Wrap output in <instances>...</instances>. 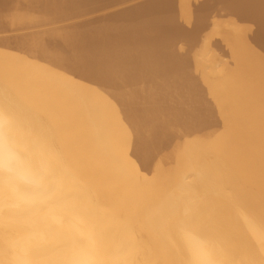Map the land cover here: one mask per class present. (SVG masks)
Here are the masks:
<instances>
[{
  "label": "bare ground",
  "instance_id": "1",
  "mask_svg": "<svg viewBox=\"0 0 264 264\" xmlns=\"http://www.w3.org/2000/svg\"><path fill=\"white\" fill-rule=\"evenodd\" d=\"M89 1L0 0V30H24L0 32V109L97 194L136 264H187L182 229L264 264V0H105L74 29ZM215 3L216 31L183 34ZM112 13L125 28L106 34Z\"/></svg>",
  "mask_w": 264,
  "mask_h": 264
},
{
  "label": "clouds",
  "instance_id": "2",
  "mask_svg": "<svg viewBox=\"0 0 264 264\" xmlns=\"http://www.w3.org/2000/svg\"><path fill=\"white\" fill-rule=\"evenodd\" d=\"M180 237L187 264H222L208 239L186 229ZM137 254L47 140L0 109V264H136Z\"/></svg>",
  "mask_w": 264,
  "mask_h": 264
},
{
  "label": "rangeland",
  "instance_id": "3",
  "mask_svg": "<svg viewBox=\"0 0 264 264\" xmlns=\"http://www.w3.org/2000/svg\"><path fill=\"white\" fill-rule=\"evenodd\" d=\"M96 2H98V3H96ZM95 3H96V4H95ZM102 3H105V0H104V1H103V0H102V1H101V0H93V1L85 2L86 5L83 3V4H81L80 6L76 7L77 9L80 7V8L78 9V11L81 10V11H80V12H81L80 15H81V16L83 15V16H82L83 18H82L81 16H79V17H77V18L74 19V20H75V23H76L74 26L77 25V27H74V29H76V28H78L80 25H82L81 23H83V24L85 25V27H87V25H89V24H90V26H96L97 23L100 22V21H96V23H93V22L91 23V17L94 16V14L91 13V10H92V8L95 7L96 5H100V4H102ZM88 4H89V5H88ZM105 4H106V3H105ZM3 5H4V3H3ZM3 5L0 4V9L3 7ZM82 5H83V6H82ZM213 5H214V6H210L209 9L206 8L207 10H206V9H203V10L200 11L199 9H195L196 12L193 13V16H194L193 18H195L197 21H196L195 19H190V20H191L192 22H194V24H195L194 27L192 28L193 30L190 29V30L186 31V32L183 33V34H186L187 32H190V33L193 32L192 34H194V33H197V34H198V33L200 32L201 34L204 35L205 32L207 31V30H206L207 28L210 29V28L212 27V29H213V26H212V24H211V20L209 21V18H210V17H209V14H210V16L213 17V19H214L215 21H218V20L220 21V19H218V18H221V17H222V15H221L222 13L220 14V12H219V11H220V7H221L220 4H219V3H217V4L215 3V4H213ZM216 5H217L218 7H217ZM92 6H93V7H92ZM84 7H85V8H84ZM213 8H215V9H213ZM77 9H76V10H77ZM82 10H83L84 12H83ZM195 10H194V11H195ZM205 10H206V11H205ZM215 10L218 11L217 14H216V11H215ZM202 11H205V13L202 12ZM212 11H213V12H212ZM82 12H83V14H82ZM88 12H89L90 14H88ZM214 12H215V13H214ZM202 13H203L204 15H203ZM195 14H196V15H195ZM198 14H201V15H203V16H199ZM215 14H216V15H215ZM85 15H86V16H85ZM87 15H88V16H87ZM111 15H112V17H110ZM111 15L109 16V18H112L113 21L115 20V21H114L115 24H113L112 27H111V26H110V27H106V29H105L106 32H105V33H106V34H110V33H111V34H116L117 30H118L117 33H120L119 31L124 30V28H125V24H124L125 22H122V23H121V22H118V21H121V19H120L119 17H117V14H116V13H115V14L112 13ZM206 15H207V17L205 18ZM214 15H215V17H214ZM219 15H220V17H219ZM51 16H52V15H50V16H49V15H46L45 18L48 17L49 20H50V19L52 20V18H53L52 21H54V18H55V17L58 18V19L56 18L55 20H62V19H64V18L70 17L69 14H68V15H65L64 18H63V14H62V13H61V14H57V16H56V15H53L54 17H52V18H51ZM84 16H85V17H84ZM89 16H90V17H89ZM8 17H9V19L11 20V17H12V16L9 15ZM8 17H7L6 19H8ZM80 17H81V18H80ZM114 17H115V18H114ZM116 17H117V18H116ZM199 17H201L202 19H200ZM212 17H211V18H212ZM85 18H86V19H85ZM88 18H89V19H88ZM109 18H108V19H109ZM224 18H225V17H224ZM224 18H223V19H224ZM76 19H77V20H76ZM78 19H79V21H78ZM87 19H88V21H87ZM198 19H199V20H198ZM203 19H204V20H203ZM205 19H206V24H205L206 26H204L203 24H201V22L205 21ZM223 19H222V20H223ZM81 21H82V22H81ZM84 21H85V22H84ZM116 21H117V22H116ZM199 21H200V23H199ZM116 24H117V25H116ZM208 24H209V25H208ZM210 24H211V26H210ZM78 25H79V26H78ZM84 25H82V26H84ZM120 25H121V26H120ZM207 25H208V26H207ZM114 26H115V28H114ZM123 26H124V28H123ZM196 26H197V27H196ZM198 26H199V27H198ZM203 26H204V27H203ZM209 26H210V28H209ZM16 27H17V26H15V28H14V25H13V26L8 27L9 29L7 28V29H5L4 31H1V30H0V32H1V34H4V33H5L4 35H7V34H8V36L13 37L14 35L18 34L19 31H20V32H23V31H24V30L21 29V28H19V29L17 28V30H15ZM119 27H120V28H119ZM38 28H40V27H38ZM107 28H108V29H107ZM110 28H111L112 31H109ZM116 28H117V29H116ZM194 28H195V30H194ZM198 28H199V29H198ZM203 28H206V29H203ZM113 29H114V30H113ZM8 30H9V31H8ZM12 30H13V32H15V33L11 32ZM18 30H19V31H18ZM134 30H135V31H134ZM196 30H197V31H196ZM198 30H199V32H198ZM6 31H7V32H6ZM107 31H109V33H107ZM113 31H114V33H112ZM115 31H116V32H115ZM195 31H196V32H195ZM202 31H203V32H202ZM212 31L214 32V31H216V30L213 29ZM16 32H17V33H16ZM20 32H19V33H20ZM12 33H13V34H12ZM125 33H126V34H124V36H125L124 39H126V38L128 39V37H130V39H132V37H133L134 35H136L137 31H136V29H132V30L130 29V31H127V30H126ZM130 33H131L132 35H131ZM200 33H199L198 35H200ZM128 34L131 35L132 37L129 36ZM203 35H200V37H198V39L201 40L203 37L206 36V34H205V36H203ZM127 36H128V37H127ZM201 36H203V37H201ZM11 37H10V38H11ZM8 38H9V37H8ZM116 41H117V40H115V39H114V40L111 39V42L108 41V42H110V43H109V44L107 43L106 46H112V47H114V45L116 46V44H115ZM201 41H202V40H201ZM201 41H198V42L200 43ZM112 42H113V45H112ZM135 50H136V49L133 50V52L135 53V55H134V53L132 52V54L129 55V56H131V57H129V59H125L126 61H127V60L130 61L131 58H132V60H133V59L138 55L137 50H136V51H135ZM136 52H137V54H136ZM123 61H124V60H123ZM123 61H122V63L120 64L121 66H122L123 63H126V61H124V62H123ZM123 65H124V64H123ZM200 125H201V126H200ZM205 125H206V126H205ZM207 125H208V123H207V124H204V125H203L202 123H199V124H196L195 126H193V127H195V128L192 127L193 130H191V136H192V134L195 135L197 132H199V131L203 130L204 128H206ZM219 126H220V125H218V126H211V127H210V126L208 125V127H207L206 129H208V130H212V129H215V128H219ZM199 128H200V129H199ZM194 129H195V130H194ZM192 131H193V132H192ZM194 132H196V133H194ZM172 146H173L172 144H168V145H165L164 148H165L166 150H171ZM166 147H167V148H166Z\"/></svg>",
  "mask_w": 264,
  "mask_h": 264
}]
</instances>
